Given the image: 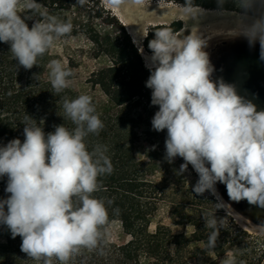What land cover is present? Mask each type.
I'll return each mask as SVG.
<instances>
[{"label":"clouds","instance_id":"obj_1","mask_svg":"<svg viewBox=\"0 0 264 264\" xmlns=\"http://www.w3.org/2000/svg\"><path fill=\"white\" fill-rule=\"evenodd\" d=\"M88 0H76L84 6ZM235 8L229 12L225 4ZM146 0H105L113 9L144 6ZM220 15L234 18L227 35L243 37L250 47L259 45L264 61V0H216ZM163 0H159V7ZM181 20L199 21L205 10L194 0L177 4ZM38 0H0V42L10 45L18 67L30 70L61 39L70 38L73 24L57 15L41 11ZM21 9L29 14H21ZM39 16V19H34ZM27 20H34L31 28ZM181 35L171 27L154 30L148 42L151 56L145 57L150 76L151 104L158 106L151 125L167 130L165 160L180 157L178 175L192 166L198 175L192 192L218 196L215 185L226 186L231 201L246 200L264 209V110L240 95L234 84L223 78L213 80L215 71L200 31L185 29ZM143 36H147L144 35ZM143 55V47L139 48ZM53 91L60 94L72 84L74 72L58 59L47 65ZM64 123L45 133L43 127L25 115L23 142L16 138L0 146V178L7 177L0 199V225L11 237H21V251L28 258L53 264H69L81 252L98 250L104 254L108 243L109 212L114 203L93 194L102 189L101 177L114 171L108 147L96 144L89 150L87 138L98 136L105 125L88 94L62 102ZM216 210L224 207L222 202ZM6 209V210H5ZM114 208L113 214L118 215ZM211 229L206 248L217 246L222 220L214 212L202 215ZM222 264H238L228 253ZM244 264V261H239Z\"/></svg>","mask_w":264,"mask_h":264},{"label":"trees","instance_id":"obj_2","mask_svg":"<svg viewBox=\"0 0 264 264\" xmlns=\"http://www.w3.org/2000/svg\"><path fill=\"white\" fill-rule=\"evenodd\" d=\"M38 2L42 5L41 11L57 15L64 20H68V11L75 10L79 16L72 19L73 31L70 37L83 36L93 58L104 55L110 62L106 67L92 71L86 80L91 87L98 88L110 104L109 108L102 110L93 100L105 127L98 136L89 135L87 143L89 150L96 144L108 147L107 155L114 171L100 178L102 189L93 195L114 201L108 208L109 227L117 225L126 238L117 242L108 237L107 245L103 246L104 254H100L98 250L82 249L69 264H141L142 256L148 260V264H187L190 255L186 248L188 240L178 245L175 240L182 239L183 236L173 234L162 224L156 225L153 232L148 229L150 218L155 215L158 205L164 199V189L160 183L151 179L153 164L135 157L134 143L137 136L129 124L131 120L120 117L117 113L118 108L135 99L142 100L144 104L151 103V89L146 87L150 71L144 66L138 48L122 26H115L117 22L114 16L104 9L99 0H88L84 6L78 5L76 0ZM163 2L177 5L183 4L184 0ZM194 2L202 9L217 11L216 0ZM224 7L229 12L235 8L231 2L226 3ZM21 14L29 13L21 9ZM95 20L106 26H115L116 30L112 34L103 33L94 25ZM33 22L34 20L26 21L30 28ZM180 25V21H174L149 28L147 36L142 40L143 50L152 54L148 42L154 38V30L171 27L177 31ZM49 60L50 50L43 58L38 59V66L25 70L18 67L10 53V45L0 42V146L16 138L23 142L22 122L26 114L36 120L46 134L54 131V126L63 123L70 130L74 127L70 120L63 119L62 102L65 97L74 99L79 94L70 88L60 94L53 91L45 76ZM66 60L68 68H73L72 59L66 56ZM6 184L7 177L0 178V199H6L10 195L5 192ZM114 208L120 210L118 215L113 214ZM258 218L264 220V209L260 208ZM251 219L259 225H264V222H259L256 218ZM2 226L0 225V231ZM210 231L204 224L192 234V237L198 235L196 240L202 242L201 253L205 255L203 259L194 258V264H220L217 260H210L207 254L211 252L218 258L231 251L229 247H238L234 251L238 255V264L239 261H244V264H264V237L251 236L232 222L227 228L221 227L217 246L209 251L206 243ZM21 243V237L13 239L8 232L0 240V264H42L28 258L27 254L21 251ZM53 264L59 262L53 260Z\"/></svg>","mask_w":264,"mask_h":264},{"label":"rangeland","instance_id":"obj_3","mask_svg":"<svg viewBox=\"0 0 264 264\" xmlns=\"http://www.w3.org/2000/svg\"><path fill=\"white\" fill-rule=\"evenodd\" d=\"M99 1L104 9L114 16L117 22L115 26H122L126 33L127 31L124 25L130 26L133 35L137 37V43L140 47L145 37L143 34L146 35L149 28L162 21L166 22V25L174 21H180L181 25L176 32L181 35L187 34V32L184 31L185 29L193 32L200 31L207 39L208 46L205 51H207L208 54L213 49L220 47L222 43L225 44L226 42L234 41L243 42L245 47L242 50V56L247 64L246 69L248 75L244 79L235 80L234 83L240 95L255 103L258 110H264V61L260 59L258 44L255 47H250L246 39L227 35L223 27H215L216 29H221L222 32L220 35L214 34L215 32L211 30L205 31L206 24L203 26L199 24V27L198 24H195V21L187 19L181 20L176 16L178 15L177 5L163 2V5L159 7V0H146L144 6H124L120 9L110 8L105 4V0ZM204 10L206 14L205 19L216 21L225 20L230 22L234 20L231 16L220 15L222 16L220 17L215 10ZM204 15L202 17H204ZM76 16H79V14H77L75 10L68 11L67 13V18L70 19L71 22ZM202 17L200 19H202ZM121 21L124 25H122ZM93 23L96 28L103 33L112 34L116 30L115 26H106L99 20H95ZM174 27L178 28L177 25H174ZM202 30L204 32H202ZM133 35L129 34L132 42ZM133 44L135 45L134 42ZM90 54V47L84 37L75 36L58 41L55 46L50 49V60L58 59L68 67L66 56L70 57L74 65V67L71 68L74 72V76L71 78L72 84L69 88L76 91L79 95H90L100 109L106 110L110 107L106 97L98 88L91 87L86 80L92 71L106 67L110 62L104 55L93 58ZM45 76L50 81L48 67H46ZM158 110V106H153L151 103L144 104L142 100L140 101L137 99L117 109V113L120 117L131 120L129 124L137 136L134 143L135 157L144 162H149V164H153V171L150 173L151 179L160 183L164 189V199L158 205L155 215L150 218L149 231L153 232L156 225L162 224L168 227L173 234L183 236L182 239L178 238L175 240L178 245H182L188 240L186 248L190 255H188L189 257L187 258V264H194L193 260L196 257L200 259L205 257V255L201 253L203 248L202 242L196 240V238H198L196 236L198 235L192 237V234L198 227H202L205 224L202 215L206 212H214L217 219L222 220L223 228H227L233 222L237 227L244 230L249 235L263 238L264 225H259L251 219L256 218L259 222H264L263 219L258 218L260 214L259 207L250 205L246 200L240 202L231 201L228 197L226 186L219 182L215 185L218 196L210 192H205L203 195H196L192 192V187L196 184L198 175L192 166L189 165L186 172L178 175L177 172L180 165L184 163L183 159L177 157L172 163L165 160V139L167 130L157 132L153 130L151 125V120ZM218 202H222L224 207L216 210L214 204ZM8 232L10 231L6 226H2L0 240H2ZM109 232V238L114 241L120 242L126 238L115 224L109 227ZM237 248L238 247H229L231 251H227L218 258L211 252L207 255L210 260H217L222 264L223 259L228 253L231 252L233 255L238 256L234 253ZM140 262L141 264H148V260L143 256Z\"/></svg>","mask_w":264,"mask_h":264},{"label":"flooded vegetation","instance_id":"obj_4","mask_svg":"<svg viewBox=\"0 0 264 264\" xmlns=\"http://www.w3.org/2000/svg\"><path fill=\"white\" fill-rule=\"evenodd\" d=\"M245 44L241 41L226 42L210 51L209 57L215 68L212 79L223 78L226 83H234L235 80L247 77V64L242 56ZM237 88V87H236ZM238 90V89H237Z\"/></svg>","mask_w":264,"mask_h":264},{"label":"bare ground","instance_id":"obj_5","mask_svg":"<svg viewBox=\"0 0 264 264\" xmlns=\"http://www.w3.org/2000/svg\"><path fill=\"white\" fill-rule=\"evenodd\" d=\"M211 14V13H210ZM173 15H175V14H173ZM177 17H178V15H176ZM208 16V15H207ZM212 16V15H211ZM219 16H220V14H219ZM223 16V15H222ZM222 16H220V17H222ZM225 16V15H224ZM205 17H206V14L204 15V17H202V19H199V21H195V24H202V26L203 25H205L206 24V28L204 29L205 31H209V30H211V31H213V32H215L214 34H217V35H220L221 34V29H216L215 27H223L224 29H225V33L227 34V32H228V30L230 29V28H232L233 26H234V23L233 22H230V21H216V20H208V19H205ZM233 18V17H232ZM219 19V18H218ZM224 19V18H223ZM227 19V18H226ZM230 19V18H229ZM122 22V21H121ZM208 22V23H207ZM159 24H166V22H164V21H162V22H159ZM233 25V26H232ZM199 27H200V25H199ZM136 29V28H135ZM126 30H127V32H128V34H131V35H133V32H132V30H131V28H130V26H127L126 25ZM202 32H204L203 30H202ZM135 34V33H134ZM133 42L135 43V46H137L138 47V50H139V48H140V46H139V44L137 43L138 41H137V37L135 36V35H133ZM140 42V41H139ZM139 53H140V51H139ZM143 55H141V53H140V55H141V57H142V60H143V62H144V64L146 65V59H145V57H150L151 56V54H149V53H147V52H145V51H143ZM148 68V67H147Z\"/></svg>","mask_w":264,"mask_h":264},{"label":"crops","instance_id":"obj_6","mask_svg":"<svg viewBox=\"0 0 264 264\" xmlns=\"http://www.w3.org/2000/svg\"><path fill=\"white\" fill-rule=\"evenodd\" d=\"M121 23H122V25H124L123 22H121ZM124 27H125V29H126V26H125V25H124ZM143 51H144V50H143ZM140 56H141V55H140ZM145 67H146V65H145ZM146 68H147V67H146Z\"/></svg>","mask_w":264,"mask_h":264}]
</instances>
